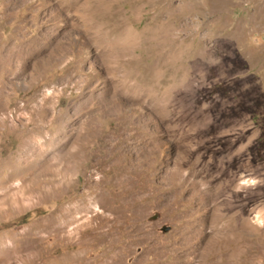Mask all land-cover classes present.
<instances>
[{
  "label": "rangeland",
  "instance_id": "rangeland-1",
  "mask_svg": "<svg viewBox=\"0 0 264 264\" xmlns=\"http://www.w3.org/2000/svg\"><path fill=\"white\" fill-rule=\"evenodd\" d=\"M0 264H264V0H0Z\"/></svg>",
  "mask_w": 264,
  "mask_h": 264
},
{
  "label": "bare ground",
  "instance_id": "bare-ground-1",
  "mask_svg": "<svg viewBox=\"0 0 264 264\" xmlns=\"http://www.w3.org/2000/svg\"><path fill=\"white\" fill-rule=\"evenodd\" d=\"M84 130V129H83ZM90 131V130H89ZM87 135V134H86ZM78 141H80V140H78L77 139V141H76V143L78 142ZM80 145V144H79ZM69 158V157H68ZM64 161V160H63ZM129 170V169H128ZM67 173H68V170H67V168L66 167H64L62 170H61V172H60V174H59V182H63L64 181V177L67 175ZM59 185H61V184H59ZM99 186V185H98ZM126 186V185H125ZM134 187L135 186H126L125 187V191L123 190L122 191V193L121 194H123V193H127V192H129V191H132L133 189H134ZM94 188V187H93ZM92 189V188H91ZM89 192V191H88ZM96 192V191H95ZM96 199V198H95ZM84 201V203L86 202V200L85 199H83ZM76 204V203H75ZM87 211H88V208L86 209V207H85V205L84 204H79V205H77V206H74V207H69L68 209H65V210H61L60 212H59V219L61 220V222H62V224L60 225V226H58L57 228H55L54 229V233H53V235L55 236V238H56V240H62V241H66V238L69 240H71L76 234H78L77 233V231H78V228H73L74 230H73V232L71 233V234H68V233H66L67 231L66 230H68L69 228V226L70 225H73V224H77V225H79V224H84L85 222H88V221H84L82 218H83V216L82 217H80V218H76L75 217V215H84V214H86L87 213ZM102 214H104V213H102ZM102 214H98L96 217H100V216H102ZM103 217V216H102ZM102 217H100L101 219H103V220H106L105 218H102ZM87 220V219H86ZM90 220H92V219H90ZM112 220V219H111ZM59 222V221H58ZM60 223V222H59ZM83 226V225H82ZM82 226H79V227H82ZM75 227V226H74ZM68 228V229H67ZM80 233H82V232H80ZM62 234H64L63 235V237L61 236ZM61 236V237H60ZM75 238V237H74ZM73 238V239H74ZM72 242V241H71ZM80 246H82V245H80ZM185 249V248H184ZM194 249V248H193ZM195 250V249H194ZM193 250V251H194ZM191 249L190 250H188V254H192V252H193ZM187 254V255H188ZM192 256H193V254H192ZM80 256H75V260L73 261V262H78V263H82V262H84V260H85V257H82V258H79ZM189 257V256H188ZM191 257V256H190ZM79 258V259H78Z\"/></svg>",
  "mask_w": 264,
  "mask_h": 264
},
{
  "label": "water",
  "instance_id": "water-1",
  "mask_svg": "<svg viewBox=\"0 0 264 264\" xmlns=\"http://www.w3.org/2000/svg\"><path fill=\"white\" fill-rule=\"evenodd\" d=\"M156 219H157V216H154V217L152 218V221H154V220H156ZM158 231L160 232V234H165L166 232L169 231V228H168L167 226H163V227L160 228ZM128 262H129V261H128Z\"/></svg>",
  "mask_w": 264,
  "mask_h": 264
}]
</instances>
